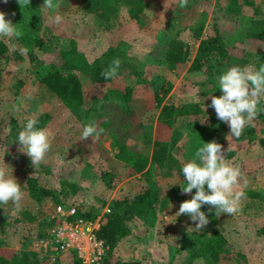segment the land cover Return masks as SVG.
I'll return each instance as SVG.
<instances>
[{"label": "rangeland", "instance_id": "374dc122", "mask_svg": "<svg viewBox=\"0 0 264 264\" xmlns=\"http://www.w3.org/2000/svg\"><path fill=\"white\" fill-rule=\"evenodd\" d=\"M54 3L59 6L44 9L42 8L44 1H41L42 15L48 27L47 35L53 37L51 44L69 46L71 41H75L90 60L113 45L147 64L148 60L149 63L156 61L154 56L149 57L151 51L166 43L172 36L178 35L188 42L191 55L187 65L181 71L163 67V74L173 81L170 96L176 103L198 100L203 103L205 110L202 119L214 129L226 159L239 166L241 170L242 178L237 190L243 191L244 198L240 201L239 211L233 215L219 216L220 225L227 232L235 248L232 260L228 264H264V235L256 233L258 222L264 221L263 203L245 193L246 189L264 192V144L259 138H253L252 125L246 126L239 139L227 140L226 136L230 131L228 125L219 121L215 110L209 107L211 96L222 95L218 89V78L227 71L225 67L219 66L213 73H208L204 69L188 70L201 38L212 32V21L217 19L223 33L231 36L232 43H237L240 39L239 30L252 23L250 18L253 15V8L245 6L237 23L223 16L228 0H188L184 8L179 6V0H148L143 21L129 18L121 11L115 24L106 28L94 13L84 9L81 0H54ZM0 11H3L6 19L15 25L9 0L7 3L0 0ZM56 15L62 17L61 23H50L49 18ZM200 27L202 32L198 35ZM3 38L11 49L24 47L17 37ZM49 46L51 45L47 44V47ZM35 52L45 60L53 57L49 49L45 51L36 47ZM247 56L251 59L257 57L254 53H248ZM246 66L253 65L247 63ZM22 78L25 83L15 97L12 86ZM133 80L134 77L126 79L129 83ZM157 80L160 82L161 78ZM108 87L107 82H86V98L83 105L70 108L38 83L28 53L19 65L12 64L5 69L0 82V89L4 95L0 106L2 118L0 164L4 161L6 165L11 166L8 173L21 185L24 195L17 205L12 202L0 204V212L7 211L10 218L4 232L0 231V238L5 242L2 245L36 251L34 248L43 232L47 234L50 226L57 221V205H54L53 199L47 197L42 203L36 202L25 188L27 175L36 172L46 185L61 196L60 204L66 208L78 205L97 208L101 211L99 215L106 211L115 196L133 195L149 186L155 189L161 187V195H168L171 198L170 205L164 209L157 207L156 211H137L130 222L132 232L121 241L119 254L124 258L142 259L144 264H222L214 263L204 255L191 257L192 243L198 240L197 246H201V239L207 230L194 229L195 223L189 216L176 214L180 204L192 197L188 195L180 197L183 178L179 174L158 180L159 169L154 168L150 175L137 173L125 176L113 188L104 185L99 175L101 159L108 155L113 156L117 151V147L112 145L110 129L118 130L121 136L125 135L132 146L150 152L152 142H147L145 138L149 135L153 138L160 110V107L146 109L141 101L137 104L132 103L129 109L131 112L128 114L122 108L123 103L120 100L106 95ZM93 103L103 112L101 118L97 120V129L107 119L110 120V125L102 135L83 140L82 131L87 121L86 111ZM260 107H264V98H261ZM42 111L51 114L49 122L43 128L50 133L51 148L45 160L33 166L30 158L20 151L22 146L16 140L28 119ZM255 122L257 126L264 127L263 122ZM142 124L146 129L141 127ZM195 126L192 116L188 114L178 116L175 122L180 139L174 145L173 151L185 163L195 159L194 137L197 132ZM148 130L150 132H147ZM120 168L124 172V165ZM22 205L40 211L46 223L41 226L38 222L27 223L13 219L18 207ZM183 238L186 240L185 243L181 241ZM69 255L70 253H65L58 259L62 264H67Z\"/></svg>", "mask_w": 264, "mask_h": 264}, {"label": "trees", "instance_id": "16d2710c", "mask_svg": "<svg viewBox=\"0 0 264 264\" xmlns=\"http://www.w3.org/2000/svg\"><path fill=\"white\" fill-rule=\"evenodd\" d=\"M41 1L44 0H31L30 6L21 8L17 0H9L12 14L15 13L13 15L14 22L17 24V30L21 33L18 40L24 47L11 49L8 42L4 38H0V82L5 69L12 64L19 65L28 53L32 71L38 83L55 94L70 108H78L83 105L86 98L85 83L89 81L109 83L106 95L120 100L123 103L122 108L128 114L131 112L129 109H131L132 103L137 104L141 101L146 109L160 107L153 138L150 135L145 138L147 142H152L151 151L132 146L125 135L121 136L118 130L110 129L112 145L117 147V151L113 156L108 155L101 159L99 175L106 187L113 188L125 176H133L137 173L150 175L151 170L157 168L159 169L158 180L175 174H179L183 178V183L180 185L181 198L194 195L195 189L190 194H183L181 191V187L186 186L182 174V166L185 162L173 151L174 145L180 139V132L175 127L177 117L188 114L196 123L195 152L204 143L213 140L219 142L214 129L205 122L201 123L205 110L203 103L199 100L196 102H174L170 96L173 81L162 72L163 67L181 71L187 65L191 55L188 42L178 35L172 36L166 43L151 51L149 57L154 56L156 63H149L148 60L146 64L136 56L123 52L113 45L90 60L78 48L75 41H71L69 46L51 44L53 37L47 35L48 27L42 15ZM81 1L84 9L94 13L106 28L115 24L121 11H124L127 17L141 22L143 14L148 8V0ZM245 6L253 8V15L250 18L252 23L239 30L240 39L237 43H232L231 36L223 33L220 22L215 19L211 22V34L201 38L197 53L188 70L204 69L208 73H213L219 66L228 70L233 66L243 68L249 63L258 70L261 65H264V0L260 2L228 0L223 16L238 23ZM201 32L200 27L197 34L200 35ZM47 44L51 46L47 47ZM36 47L45 51L49 49L53 53L52 59H43L35 52ZM248 53H254L257 57L251 59L247 56ZM115 59L120 61L117 75L112 79L105 80L101 74L112 65ZM130 77H134V80L129 83L126 79L128 80ZM157 78H161V81L157 82ZM24 83L25 80L22 78L13 84L15 97L19 94ZM3 99L4 95L0 89V106ZM208 104L210 105L211 101ZM92 113H94L93 116ZM102 115L103 112L99 111L93 103L86 111L87 121L85 124L95 122L97 127V120ZM50 117V112L42 111L31 119L38 121L37 128H44ZM1 121L2 118H0V125ZM255 121L263 122L262 125H264V113L261 112ZM253 124V138H259L264 144V127L257 126L256 122ZM109 125L110 120L107 119L100 124L99 129L102 128L106 131ZM141 127L145 128L143 124ZM1 138L2 136H0V144ZM122 165H124V172L120 168ZM25 188L29 195L39 203L44 202L47 197H51L56 206L62 200L61 196L46 185L36 172L27 175ZM245 193L253 198H258L264 207V192L246 189ZM161 194V187L155 189L149 186L133 195L123 194L112 198L109 204L110 211H105L102 214L100 227L97 230L98 235L108 245L106 255L100 264H144L143 260L139 258L122 257L119 254V247L121 241L131 234L130 222L134 219L137 211H156L157 207L164 209L170 205L171 198ZM201 210L208 215L209 223L204 227L207 231L201 239L202 245L197 246L198 240L192 243L191 257L204 255L214 263L228 264L235 252L234 245L225 229L220 225V219L219 216H216L215 209L210 211L209 206L204 205ZM100 212L97 208L78 205L74 216L95 219ZM8 215L7 211L0 212L1 232H4L6 225L10 222ZM13 219L27 223L38 222L41 226L46 223L40 211H34L25 205L18 207ZM256 233L264 235V221L258 222ZM45 234L46 232H43V235ZM181 241L185 243L186 240L183 238ZM4 243V240L0 238V264H62L60 259L54 260L38 251L16 249L9 245H2ZM69 256L67 264H85L74 251H71Z\"/></svg>", "mask_w": 264, "mask_h": 264}, {"label": "clouds", "instance_id": "9594fccd", "mask_svg": "<svg viewBox=\"0 0 264 264\" xmlns=\"http://www.w3.org/2000/svg\"><path fill=\"white\" fill-rule=\"evenodd\" d=\"M4 2L7 3L8 0ZM17 2L22 8L30 6L31 0ZM187 4L188 0H179L181 8ZM58 6L54 0H44L42 8L53 9ZM61 21L62 17L59 15L49 18L50 23L59 24ZM20 36L17 24L6 19V14L0 11V38ZM119 67V59L113 60L112 65L102 72V77L105 80L114 78ZM218 89L222 95L211 96L209 107L215 110L219 121L228 125L230 131L226 139H239L246 126H254L253 122L264 112V107H260L261 98H264V65L258 70L253 66L229 68L219 76ZM203 122L204 120L201 123ZM37 123L36 119H28L16 140L22 146L20 151L30 158L33 166L42 163L51 148L50 133L46 129L37 128ZM103 131L102 128L98 130L95 122H92L83 128L82 138L86 140L98 137ZM9 167L11 166L4 161L0 164V204L12 202L17 205L24 193L13 175H9ZM182 174L186 181V186L181 187L182 193L190 194L195 189V194L180 204L176 214L189 216L195 223L194 229L202 230L209 223L208 215L201 210L204 205H208L210 211L215 209L216 216L233 215L239 211L240 201L244 198L243 191L237 190L242 173L239 166L226 159L220 143L213 140L199 147L195 152V159L183 164Z\"/></svg>", "mask_w": 264, "mask_h": 264}, {"label": "built area", "instance_id": "2783aa9c", "mask_svg": "<svg viewBox=\"0 0 264 264\" xmlns=\"http://www.w3.org/2000/svg\"><path fill=\"white\" fill-rule=\"evenodd\" d=\"M106 211L110 208L107 207ZM56 212L57 221L50 226L47 234L41 236L34 249L54 260L74 251L85 264H100L108 249L105 240L97 233L102 215L84 219L74 216L77 207L66 208L60 203Z\"/></svg>", "mask_w": 264, "mask_h": 264}]
</instances>
